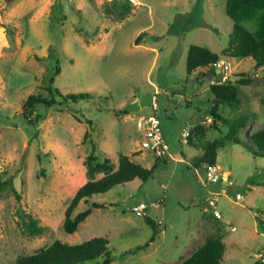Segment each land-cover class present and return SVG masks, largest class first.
<instances>
[{"label":"rangeland","instance_id":"1","mask_svg":"<svg viewBox=\"0 0 264 264\" xmlns=\"http://www.w3.org/2000/svg\"><path fill=\"white\" fill-rule=\"evenodd\" d=\"M138 1L0 0V264L53 240L74 244L95 236L107 239V264L178 262L212 236L198 234L204 225L199 218L210 215L203 204L206 191H221L197 183L198 160L207 143H214L213 160L229 172L231 182L216 202L226 220L218 223L221 263L254 264L252 255L264 254V158L245 145L251 133L264 127V64L224 58L238 102L232 108L218 103L220 120L209 113L215 99L207 88L220 76L210 66L203 75L184 69L189 45L218 52L227 45L233 22L257 32L264 15L251 11L235 18L234 12L226 13V0ZM150 47L158 53L153 62ZM52 75L49 85L61 94L88 96L61 101L47 91ZM149 81L159 89L152 103L127 111L134 96L153 93ZM29 94L53 103L36 104L28 121L21 112ZM151 114L159 119L167 146L161 158L140 148L135 127L138 116ZM205 116L210 122L195 123L190 139L182 142L180 133ZM240 116L246 122L235 143L225 136L228 124ZM85 130L89 135L82 141ZM89 141L97 161L108 159L112 169L120 154L143 167L154 166L144 181L133 178L80 201L72 215L90 202L101 206L91 207L75 231L66 233L63 211L89 179L84 166ZM138 204L145 215L132 210ZM145 217L160 221L150 243L152 229ZM31 224L42 231L36 233ZM145 242L147 247L137 248Z\"/></svg>","mask_w":264,"mask_h":264},{"label":"trees","instance_id":"2","mask_svg":"<svg viewBox=\"0 0 264 264\" xmlns=\"http://www.w3.org/2000/svg\"><path fill=\"white\" fill-rule=\"evenodd\" d=\"M125 1L129 2L128 0ZM225 5L226 13L234 12L235 18L248 15L251 11H259L264 15V0H226ZM224 55L249 58L252 60L254 67L262 66L264 64V21L260 24L257 32L252 31V29L248 30L241 24L233 22L228 35L227 45L219 53L212 52L198 45H189L185 55V73L189 74L198 67H209ZM57 72L58 69L55 66L53 75ZM212 73L214 74L213 70ZM53 75L48 79L47 91L49 94L53 91L61 101L69 100L72 102L88 96L82 93L61 94L56 88H51L49 85L53 81ZM207 88L215 99L209 113L214 120H220L221 118L215 112L216 106L218 103H225L229 108L234 107L238 102L236 88L228 79L221 82H213ZM52 103L51 98L46 99L39 95L29 94L23 101L24 110L21 115L29 121L31 110L36 104L48 106ZM245 122L246 119L243 116L231 121L227 126L226 139L237 143L238 138L236 135L245 126ZM88 135V131L85 130L82 135V141L87 139ZM189 137L190 135L188 139H190ZM89 142L91 143V141ZM245 143L248 151L264 158V127L251 133ZM214 147V143H207L202 146L203 152L198 162L201 164L204 161L205 163H213ZM93 150L94 145L91 143L90 150L84 160L85 173L89 179L77 187L63 211L61 228L66 233L75 231L77 225L90 213L91 207L97 208L101 206L100 203L90 202L87 207L72 215V211L80 201L86 202L92 194L106 192L113 186L131 181L133 178L144 181L152 174L154 164L146 168L130 160L124 154L118 155L116 166L112 169L108 159L103 158L101 161H97ZM96 173H100L101 176L94 179L93 175ZM144 221L152 229L151 235L147 240L150 243L157 232L158 224L149 217H145ZM31 228L36 233L42 231L41 226L36 227L31 224ZM147 242L137 248L147 247ZM106 246L107 239L103 236L91 237L74 244L53 240L48 245L38 248L30 254L17 256L10 264H84L85 262H93L100 256H102L100 264H107L111 257L107 252ZM223 249L224 245L220 236H206L194 250L174 264H222ZM254 264L260 263L254 262Z\"/></svg>","mask_w":264,"mask_h":264},{"label":"built area","instance_id":"3","mask_svg":"<svg viewBox=\"0 0 264 264\" xmlns=\"http://www.w3.org/2000/svg\"><path fill=\"white\" fill-rule=\"evenodd\" d=\"M210 67L213 70L218 71V75L220 76V82L225 81L230 73L229 71V63L224 59H218L213 62ZM195 121L189 124V127L184 129L180 133L181 141L186 142L188 136L190 135L194 124L200 123L201 120L205 122H210V117H203V119H199L196 117ZM135 127L138 132L141 134L140 140V148L150 152L154 156L163 157L167 153V146L164 141L163 135L161 133L159 119L154 115H147V116H138L135 119ZM229 174L223 170L217 163H203L201 165L200 175L197 178V183L201 186H205L206 184H213L217 185L219 190L221 191H206V197L203 200V204L207 206L210 212H208L213 219H221V214L219 210L216 208L217 196L221 192L222 194L225 193L227 187L231 184L229 178ZM236 198V197H235ZM238 198L240 196L238 195ZM237 199V200H239ZM144 206L142 204L136 205L132 210L139 216L145 215L144 213ZM160 222L159 220L156 221ZM158 224V223H157ZM233 227H231L232 229ZM252 257L254 258L255 262L264 263V254L258 252L253 254Z\"/></svg>","mask_w":264,"mask_h":264},{"label":"crops","instance_id":"4","mask_svg":"<svg viewBox=\"0 0 264 264\" xmlns=\"http://www.w3.org/2000/svg\"><path fill=\"white\" fill-rule=\"evenodd\" d=\"M130 1V3L132 2L131 0H129ZM135 1V3L134 2H132L131 4L132 5H135V4H138V3H140V1H138V0H134ZM210 9H211V7H210ZM201 26H203V23H201ZM134 43V42H133ZM134 46H136V47H143L142 46V44L141 43H134ZM225 47V46H224ZM224 47H222L218 52H215V53H219ZM145 48V47H144ZM149 50H152V52L154 53V56H153V60H152V62L156 59V57H157V50H156V48H154V47H150V48H148ZM226 57H228V56H221V58L220 59H224V58H226ZM227 61V60H226ZM152 62L150 63V66L152 65ZM228 62V61H227ZM208 67H198V68H196V69H194L193 71H191L190 73H192V72H196V73H198V74H201L202 73V75H203V71H205V69H207ZM213 70V69H212ZM214 71V74H218V71L215 69V70H213ZM149 83L151 84V86L153 87V93L152 94H150L151 95V103H152V101H153V95L155 94V93H158L159 92V89L152 83V82H150L149 81ZM138 99V97H133L132 98V100H131V102L132 101H134V100H137ZM194 128V127H193ZM228 174H229V172L227 171V170H225ZM215 186V188L217 187L218 188V186L217 185H214ZM224 194H226V191H225V193ZM203 210V209H202ZM200 221H204V225L203 226H201V230H199V232H198V234H205V235H207V234H212V235H218V236H220V238H221V241L223 242V238L221 237V234H220V230H219V228L221 227V225L220 224H218L219 223V221H221V223H224L226 220L224 219V218H222L221 217V219H213V217L211 216V215H209L208 217H207V219L204 217V215L203 216H201L200 218ZM263 221H264V219H263ZM198 228H200V227H198ZM213 231V232H212ZM197 236V235H196ZM194 237V238H192L191 239V241H190V243H192V242H195L196 240H197V237ZM223 245H224V242H223ZM181 259V258H180ZM255 262V261H254ZM256 263H258V262H256ZM261 264V263H260Z\"/></svg>","mask_w":264,"mask_h":264},{"label":"water","instance_id":"5","mask_svg":"<svg viewBox=\"0 0 264 264\" xmlns=\"http://www.w3.org/2000/svg\"><path fill=\"white\" fill-rule=\"evenodd\" d=\"M151 104V95L150 94H145L142 95L140 98H138L137 100H134L132 102H130L125 109L127 111H137L140 108Z\"/></svg>","mask_w":264,"mask_h":264}]
</instances>
